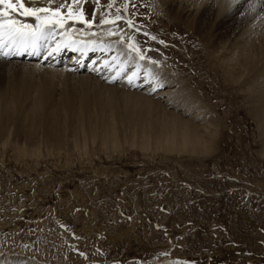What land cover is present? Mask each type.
Returning <instances> with one entry per match:
<instances>
[{"label":"rangeland","instance_id":"1","mask_svg":"<svg viewBox=\"0 0 264 264\" xmlns=\"http://www.w3.org/2000/svg\"><path fill=\"white\" fill-rule=\"evenodd\" d=\"M37 1L65 4L59 29L70 6L86 20L98 13L92 26L116 41L153 49L156 67L185 88L182 109L199 115L0 64V264H264V95L251 85L255 69H227L216 37L196 26L205 0H181L176 12L152 0ZM102 13L140 31L100 24ZM243 23L215 29L228 36L222 47ZM250 58L262 60L257 49ZM167 113L192 126L197 143L175 145Z\"/></svg>","mask_w":264,"mask_h":264},{"label":"bare ground","instance_id":"2","mask_svg":"<svg viewBox=\"0 0 264 264\" xmlns=\"http://www.w3.org/2000/svg\"><path fill=\"white\" fill-rule=\"evenodd\" d=\"M193 1L194 0H188V3ZM152 2L156 7H160L162 4L174 12L178 10V7L180 9L181 6V0H152ZM40 4L42 3L36 0L35 4L30 3L29 6L40 7ZM250 5H255V10H252ZM203 7L204 15L200 18L196 16L193 18L196 26L200 29L203 28L202 30L208 28L209 33L204 32V35H208V38L212 40V42L214 41L213 37H216L214 48L216 46V50H219V53L222 55V62L227 60L225 61L227 62V69H230L228 66L232 64L233 69L239 67L240 71H244L245 75L250 69H255V79L252 80L251 85H256L261 88L260 91L262 95H264V0H244L242 4H232L231 0H205ZM225 9H228V12H230L229 16L225 13ZM98 10L99 9H97L96 12ZM237 12L241 14H235ZM185 13L186 15L180 19L186 25H189V19L194 15V12L185 10ZM98 17V13H95V19ZM20 19L26 20L28 23H34V18L31 17H20ZM243 21L241 32L235 36L236 38L234 37L236 41L228 46V48L222 47L227 44L228 36H226V34L221 35L220 31L218 32V30L215 29L221 25L239 24ZM65 24V29H59L55 26L54 34L44 44L41 55L33 56L26 53L22 56L0 58V64L3 65L4 68L14 66L21 67L22 69L33 68L34 70L46 72L50 75L69 77L81 81L86 80L104 89L125 92L130 98L134 99L137 104L145 102L161 109L166 108L164 106L169 104L176 111H180L181 113V110H183L184 112L182 111V113H188L189 115L187 111L189 109L184 110L181 106L183 99H180V95L183 94L185 88L182 83L170 73L153 66L166 84L164 89L157 92L152 91V86L142 78V73L140 79L133 78L134 84L138 86L130 85L128 83V77L131 76L133 72L137 71L135 67L137 59L134 53L128 55L126 47L117 44L115 40L116 37L109 34L108 36V29L101 26L89 27L88 24L81 23L76 19H68ZM217 32L218 34H216ZM252 49H257L260 53L262 60L259 64H256L254 60L250 58ZM50 52L52 55H48ZM114 57L115 60L113 59ZM140 63L145 62L141 61ZM106 65L108 66L106 67ZM188 99L187 103H190ZM187 103L186 105L189 107L190 104ZM195 106L197 107V105ZM184 107L186 108V106ZM190 107H192V105ZM262 111L264 112V110ZM168 114L171 115V122H169V125L168 123L165 124V128L168 125L170 132L175 134V138L178 136L179 139H182L181 143H179L178 139L175 145L187 147L188 145L197 143V137L195 139L190 135V127L192 129L193 127L189 124H184L185 121L182 120V118L180 119L179 114L174 115V113H167V115ZM194 114L196 113L189 116L194 118ZM198 115L199 112L196 116ZM257 122L262 121L257 120ZM263 125L264 124L261 126L263 127ZM160 132L162 133L163 129ZM167 133L168 132L165 130L160 136H167ZM161 143L166 146L174 145V143H169V140L161 141ZM156 145L158 144L156 143Z\"/></svg>","mask_w":264,"mask_h":264},{"label":"snow or ice","instance_id":"3","mask_svg":"<svg viewBox=\"0 0 264 264\" xmlns=\"http://www.w3.org/2000/svg\"><path fill=\"white\" fill-rule=\"evenodd\" d=\"M36 0H0V58H8L12 56H22L29 54L33 56L41 55L44 44L54 34V28L59 25L61 28L64 27V20L61 19V9L65 7L64 3L57 5L55 8L51 7H36L29 6V4H35ZM66 2V0H65ZM85 0H71L72 4H82ZM99 3V0H95ZM244 0H231L232 4H242ZM49 5L55 4L56 0H47ZM115 3V0H113ZM111 7V4L109 5ZM252 10H255V5H250ZM119 12V9L117 10ZM99 21L100 24L115 23L116 21H123L127 23L130 28H135L136 31H140L138 26L132 19L126 21L120 15H117L115 21H109L103 18ZM34 18V23H28L26 20L20 19ZM68 19H76L81 23H86L89 27L92 26V21L95 20V14L91 20L84 19V14L81 12L79 16H74L71 7H68ZM109 35L115 36L118 33L109 30ZM144 35H150L145 32ZM135 41V37L130 38ZM150 39L157 40L155 35H151ZM117 44L124 45L127 49L128 55L135 53L137 63L135 67L136 72H133L128 77V83L133 86L134 77L136 79L142 78L152 86V91L157 92L165 88L166 84L160 75L155 71L153 66H159L160 61L147 55V52L153 51V49H142L138 43H128L121 36L117 41ZM160 44H164L163 40L159 41ZM58 50V49H57ZM52 55V53H48ZM115 60V57L113 58ZM141 61L145 63H140ZM108 65H106L107 67ZM80 255H85L80 253Z\"/></svg>","mask_w":264,"mask_h":264}]
</instances>
